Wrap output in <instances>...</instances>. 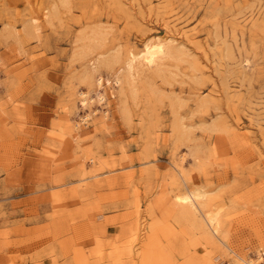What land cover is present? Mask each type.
Returning <instances> with one entry per match:
<instances>
[{
	"label": "rangeland",
	"instance_id": "374dc122",
	"mask_svg": "<svg viewBox=\"0 0 264 264\" xmlns=\"http://www.w3.org/2000/svg\"><path fill=\"white\" fill-rule=\"evenodd\" d=\"M158 36L179 55L116 87ZM187 188L219 238L178 222ZM226 246L264 264V0H0V264H235Z\"/></svg>",
	"mask_w": 264,
	"mask_h": 264
},
{
	"label": "bare ground",
	"instance_id": "6f19581e",
	"mask_svg": "<svg viewBox=\"0 0 264 264\" xmlns=\"http://www.w3.org/2000/svg\"><path fill=\"white\" fill-rule=\"evenodd\" d=\"M119 5H121L118 2ZM124 4V3H123ZM122 6V5H121ZM125 8V6H124ZM133 8V7H131ZM127 10V9H125ZM129 10V9H128ZM127 12V11H126ZM165 29L170 34H181L188 37V32L175 28V24L166 22ZM92 45L96 43L94 39H91ZM175 40H172L169 37H152L147 41H142V49L138 51H129L128 57L124 62V65L115 72L113 77V83L116 87H121L124 81L132 82L135 78L136 73L139 70H151L160 65L161 60L164 58H175L179 55V50L175 47H171ZM94 46V45H93ZM91 46V47H93ZM90 47V46H89ZM181 52V50H180ZM100 55L95 62L92 64L91 73L87 76L89 79H93L95 74H97V64L101 62ZM97 82L102 81L103 77L101 75L96 76ZM109 82V81H108ZM106 100V95L103 92L97 91L95 93V98L88 96L87 94H82L81 105L87 107L91 103L96 101L97 103H102ZM95 111H92V115ZM106 115V114H104ZM89 115H85L82 118V122H88ZM174 200L171 202V206L174 210H177L176 218L178 222L188 221L194 228L201 230L207 238L217 237L219 238L222 235V208L217 209H208L205 210L204 199L206 198V193L200 190H191L186 189L184 193L176 195L173 197ZM155 227V226H154ZM154 238L152 237L151 241ZM154 244V242H153ZM155 245V244H154ZM227 247V246H226ZM229 251L236 257L233 259L236 261L235 264H255L256 261L261 260V256L258 255L256 260L245 259L241 255L233 251L229 246L227 247ZM187 264H192L190 260H187ZM231 264V263H229Z\"/></svg>",
	"mask_w": 264,
	"mask_h": 264
}]
</instances>
